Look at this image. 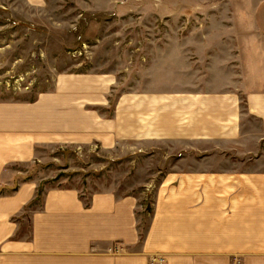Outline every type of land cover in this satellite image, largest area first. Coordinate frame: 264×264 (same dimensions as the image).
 Listing matches in <instances>:
<instances>
[{
	"label": "crops",
	"instance_id": "1",
	"mask_svg": "<svg viewBox=\"0 0 264 264\" xmlns=\"http://www.w3.org/2000/svg\"><path fill=\"white\" fill-rule=\"evenodd\" d=\"M231 20L170 47L171 64L199 74L172 68L169 89L121 96L112 111L67 109L62 80L57 96L0 102V264H264V31L257 13ZM111 77L92 75L96 87ZM92 143L168 151L157 172L141 170L157 180L151 211L114 186L85 201L46 183L33 204L46 176L15 166L40 161V148Z\"/></svg>",
	"mask_w": 264,
	"mask_h": 264
},
{
	"label": "rangeland",
	"instance_id": "2",
	"mask_svg": "<svg viewBox=\"0 0 264 264\" xmlns=\"http://www.w3.org/2000/svg\"><path fill=\"white\" fill-rule=\"evenodd\" d=\"M242 12L257 13L258 30L264 31V0H0V102H30L46 92L57 96L62 80L67 109L112 111L121 96L169 89L164 80L172 68L178 76L199 74L193 63L171 64L170 47L200 43L209 30H227L231 16ZM97 71L112 74V82L96 87ZM167 152H141L132 144H70L40 148V161L15 167L46 176L33 204L46 183L82 189L85 201L90 189L114 186L139 196L151 211L157 180L141 170L149 162L146 168L157 172ZM7 189L0 188V195Z\"/></svg>",
	"mask_w": 264,
	"mask_h": 264
}]
</instances>
